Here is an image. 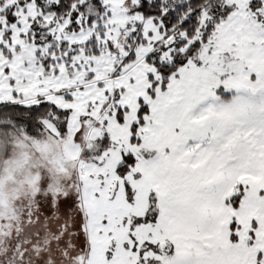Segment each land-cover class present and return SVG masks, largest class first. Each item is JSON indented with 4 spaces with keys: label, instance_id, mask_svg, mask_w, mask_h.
Masks as SVG:
<instances>
[{
    "label": "snow or ice",
    "instance_id": "6c2138e0",
    "mask_svg": "<svg viewBox=\"0 0 264 264\" xmlns=\"http://www.w3.org/2000/svg\"><path fill=\"white\" fill-rule=\"evenodd\" d=\"M53 138L0 264H264V0H0V147Z\"/></svg>",
    "mask_w": 264,
    "mask_h": 264
},
{
    "label": "rangeland",
    "instance_id": "374dc122",
    "mask_svg": "<svg viewBox=\"0 0 264 264\" xmlns=\"http://www.w3.org/2000/svg\"><path fill=\"white\" fill-rule=\"evenodd\" d=\"M61 152L53 138L33 139L23 134L0 147V221L7 219L9 226H19L15 216L23 211L22 204L38 176L66 178L57 168Z\"/></svg>",
    "mask_w": 264,
    "mask_h": 264
},
{
    "label": "trees",
    "instance_id": "16d2710c",
    "mask_svg": "<svg viewBox=\"0 0 264 264\" xmlns=\"http://www.w3.org/2000/svg\"><path fill=\"white\" fill-rule=\"evenodd\" d=\"M33 139H39L41 137H31ZM15 219L17 220V223H20L21 222V216L19 214H17V216H15Z\"/></svg>",
    "mask_w": 264,
    "mask_h": 264
}]
</instances>
